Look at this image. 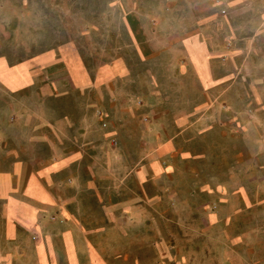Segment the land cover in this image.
<instances>
[{"label": "rangeland", "instance_id": "1", "mask_svg": "<svg viewBox=\"0 0 264 264\" xmlns=\"http://www.w3.org/2000/svg\"><path fill=\"white\" fill-rule=\"evenodd\" d=\"M0 15L18 17V60L73 43L89 68L130 69L110 94L29 98L33 141L91 150L83 205L96 219L83 223L103 259L264 264V0H0ZM193 38L209 47L207 85L181 47ZM65 115H92L97 129L66 131Z\"/></svg>", "mask_w": 264, "mask_h": 264}, {"label": "crops", "instance_id": "2", "mask_svg": "<svg viewBox=\"0 0 264 264\" xmlns=\"http://www.w3.org/2000/svg\"><path fill=\"white\" fill-rule=\"evenodd\" d=\"M36 7L29 1V20L20 24L27 27L24 36L31 43ZM13 10L17 11L10 6L9 11ZM17 22V16L2 19L0 15V139L10 144L4 150L0 144V264H112L86 238L99 232L89 231L83 223L85 218L96 219L92 208L83 205V193L93 187L91 150L62 148L49 135L33 141L29 98L60 99L68 97L67 93L96 94L99 90L110 94L116 83L130 80V69L123 59L89 68L73 43L18 60ZM129 30L139 48L143 40L132 23ZM145 41L149 43L150 38ZM181 47L201 82L209 84V47L198 38L184 41ZM138 54L144 58L140 49ZM58 118L66 131L81 132L85 123L97 129L92 115L84 120L80 115ZM41 121L50 126V116H42ZM85 162L89 164L87 181L82 176Z\"/></svg>", "mask_w": 264, "mask_h": 264}]
</instances>
